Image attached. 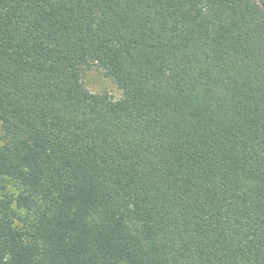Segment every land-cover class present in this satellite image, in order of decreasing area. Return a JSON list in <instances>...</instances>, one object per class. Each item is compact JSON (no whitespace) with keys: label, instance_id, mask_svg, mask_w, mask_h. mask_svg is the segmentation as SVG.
I'll return each mask as SVG.
<instances>
[{"label":"trees","instance_id":"16d2710c","mask_svg":"<svg viewBox=\"0 0 264 264\" xmlns=\"http://www.w3.org/2000/svg\"><path fill=\"white\" fill-rule=\"evenodd\" d=\"M0 126V264H264V0H0Z\"/></svg>","mask_w":264,"mask_h":264},{"label":"rangeland","instance_id":"374dc122","mask_svg":"<svg viewBox=\"0 0 264 264\" xmlns=\"http://www.w3.org/2000/svg\"><path fill=\"white\" fill-rule=\"evenodd\" d=\"M83 83L92 92H107L115 98L121 95V91L115 83L109 77L105 76L102 70L96 67H92L84 73ZM2 133L0 126V144L3 143ZM15 225L21 229L20 222L15 221Z\"/></svg>","mask_w":264,"mask_h":264}]
</instances>
